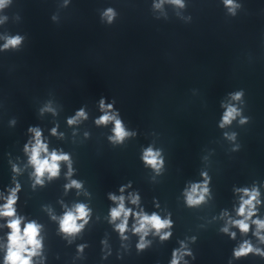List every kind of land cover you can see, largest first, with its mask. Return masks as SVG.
Returning a JSON list of instances; mask_svg holds the SVG:
<instances>
[{
    "label": "water",
    "instance_id": "1",
    "mask_svg": "<svg viewBox=\"0 0 264 264\" xmlns=\"http://www.w3.org/2000/svg\"><path fill=\"white\" fill-rule=\"evenodd\" d=\"M240 2L244 7L236 17L226 14L221 0H185L184 9L165 3L158 11L152 10V0H71L67 8L63 0H12L0 11V18L8 17L0 24V36H27L20 51L0 52V192L12 186L11 160L22 170L17 176L22 186L17 212L43 225V264H168L181 240L196 256L186 257L189 264H228L242 237L237 232L233 241L220 232L225 223L220 213L227 210L235 218L239 195L234 188L264 182V0ZM107 7L119 13L111 26L100 21L99 12ZM53 15L58 22L52 21ZM239 89L245 90L244 115L251 117L250 123L233 122L221 130V102L227 103V94ZM101 96L109 102L114 98L125 126L138 133L122 146L109 143L111 124L94 123L101 114ZM49 101L57 115H40ZM81 106L88 119L68 126L67 118ZM13 118L17 122L11 126ZM56 125L63 138L50 135ZM29 126L43 130L50 151L71 155L72 179L83 182L79 193L74 188L65 192V164L58 178L32 188V168L23 151ZM223 131L238 133L239 151H230ZM150 144L162 149L160 175L140 158ZM202 171L211 177L210 197L188 208L183 190L200 181ZM129 181L132 186L125 195L138 191L146 212H170L174 221L170 240L161 243L149 235L152 244L140 254L135 249L138 237L129 231L123 242L128 247H121L107 220L115 206L107 194L119 195V187ZM260 191L264 199V187ZM77 202L88 204L92 217L68 244L45 206L60 216L65 205ZM259 215L264 218V207ZM3 225L0 220V245L7 232ZM192 236L195 243L187 239ZM102 239L112 249L106 260L101 259ZM82 243L88 247L78 257L76 247ZM117 253L123 258L117 259ZM2 258L0 248V264ZM233 264L264 260L249 256Z\"/></svg>",
    "mask_w": 264,
    "mask_h": 264
},
{
    "label": "clouds",
    "instance_id": "2",
    "mask_svg": "<svg viewBox=\"0 0 264 264\" xmlns=\"http://www.w3.org/2000/svg\"><path fill=\"white\" fill-rule=\"evenodd\" d=\"M12 0H0V11H3L11 4ZM71 0H63L62 7L67 8ZM168 3L177 9H184L187 7L185 0H152L151 8L153 11H158L163 8V5ZM221 3L226 10V14L230 17H236L238 11L243 9V4L240 0H221ZM179 15V13H177ZM101 23L111 26L118 16V11L113 7H107L99 12ZM7 16L0 18V24L7 20ZM159 17H157L158 19ZM53 22H58V17L53 15L51 17ZM188 19H191L189 17ZM3 39V44H0V52H18L23 47L27 36L16 33H6L0 36ZM228 102H221V108L224 109L220 120L218 121V128L224 130L230 128L233 122L238 123L239 126H244L250 123L251 117L244 115L245 90L239 89L229 92ZM98 110L101 113L94 119L97 127H107L112 125L111 134L107 137L109 143L113 146H122L125 141L137 136L136 130H130L125 126V122L121 117L120 111L115 107L116 100L113 98L109 102L108 98L101 96L97 101ZM45 112L57 115L56 109L52 106L51 101L47 102L39 109V114L43 115ZM88 119V113L84 106L77 109L74 115L69 116L66 120L68 126H75ZM16 119L9 121L11 126L16 124ZM59 125L50 129V135L63 138L64 134L58 132ZM30 134L29 140L24 144L23 151L28 157V166L32 168L30 178L32 179V188L35 189L37 185L43 187L45 180L52 181L60 176L61 164L67 166L65 178L68 183L64 185L65 192L76 189L78 193L83 189V182L77 179H72L75 172L73 168L72 157L69 153L63 150L52 149L49 150V145L46 142L43 130L39 126H29L27 129ZM223 137L232 144L231 152L240 150L241 145L237 143L238 133L235 131H223ZM88 136V133H85ZM141 161L145 167L151 168L157 175H160L164 170L165 160L162 154V149L155 148L153 145L142 150ZM207 159V157H205ZM11 165L12 186L6 187L4 191L0 192V220L4 221V227L7 229L5 233L4 243L0 245L3 249L2 264H43L46 259L44 255V238L41 235L43 225L37 223L35 220H27L17 212V204L20 200V192L22 186L17 180V176L21 174V168L17 164ZM201 180L198 182H191L183 190L184 203L188 208H197L207 203L210 197L209 184L211 177L207 171L200 173ZM132 182L129 181L125 185L119 187V195L109 192L108 199L115 206L109 208L108 223L113 226V231L118 234L121 247L127 249L124 241L129 239L127 235L129 231L134 236L138 237L135 245L137 254L146 251L152 241L148 239L149 235L158 237L161 243L172 238L174 221L172 214L169 212L165 216H161L159 212L153 211L151 214L146 212L141 207V197L138 191L128 192L131 188ZM264 187V182H253L251 186L234 188V192L239 195L238 206H234L235 218L227 211L223 210L220 213V218L225 220L224 226L220 228V232L227 235L229 239L235 241L237 239V232L241 235L239 242L233 247L231 257L228 259V264H233V261H240L247 259L249 256L259 257L264 260V218L259 215L260 208L264 207V199L260 188ZM6 193V194H5ZM85 195H89L85 192ZM126 204H131L134 207H128ZM154 205L159 208V203L155 201ZM65 210L62 215L56 216L53 214L50 207L45 206V210L49 213L51 219L56 221L59 225V234L62 238L67 240L68 244H72L75 238L82 233L85 226L89 224L92 217V209L88 204L77 202L71 207L64 206ZM132 220L131 226L129 220ZM232 229H236L233 231ZM250 234V235H249ZM255 238V243L252 238ZM190 243L196 242V237L187 238ZM179 247L174 248L171 252V258L168 264H189L186 257L196 259L193 251L189 247V243L184 240L178 241ZM101 244V259L106 260L112 255V249L106 239L100 241ZM87 244H78L76 247L77 256L83 255ZM123 257L117 253V259Z\"/></svg>",
    "mask_w": 264,
    "mask_h": 264
}]
</instances>
